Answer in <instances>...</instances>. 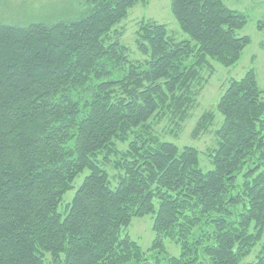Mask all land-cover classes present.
I'll use <instances>...</instances> for the list:
<instances>
[{"label":"trees","instance_id":"trees-1","mask_svg":"<svg viewBox=\"0 0 264 264\" xmlns=\"http://www.w3.org/2000/svg\"><path fill=\"white\" fill-rule=\"evenodd\" d=\"M80 1L87 8L77 19L0 24V264H155L127 232L147 214L151 249L170 238L181 249L165 264H264V90L255 69L233 78L216 105L213 169L200 166L197 147L163 141L151 124L184 118L211 61L238 64L252 42L237 35L245 14L224 0H171L189 38L141 20L144 59L135 61L115 29L148 0ZM213 119L205 113L194 133Z\"/></svg>","mask_w":264,"mask_h":264},{"label":"rangeland","instance_id":"rangeland-1","mask_svg":"<svg viewBox=\"0 0 264 264\" xmlns=\"http://www.w3.org/2000/svg\"><path fill=\"white\" fill-rule=\"evenodd\" d=\"M224 3L227 7L242 12L247 17L246 25L237 31V35H248L252 40L251 44L244 48L238 64L231 68L211 61V67L202 69L203 78L193 86V96L191 95L190 98L191 107L183 119L165 114L157 115L151 121L153 134L158 135L163 141L174 142L180 147L189 145L197 147L201 152L200 166L206 171L213 169L207 153L216 146L215 130L221 125L223 119L216 111V105L221 94L228 88L230 81L233 78L240 79L248 70L255 69L258 85L264 90V0H224ZM86 8L87 3L80 0H0V24L24 26L33 22L70 21V19L80 17ZM127 11V16L116 25L115 30L120 34L121 42L128 47L127 56L132 60L144 59L136 45V32L141 20L151 19L165 24L169 35L176 40L182 41L189 38L179 28L171 9V0L139 1ZM211 111L214 112L213 122L207 129L200 130L196 135L194 130L200 117ZM119 147L123 148L124 145L121 144ZM106 169L115 186L117 182L114 177L117 171L112 165L107 166ZM87 174L88 171H85L77 177L74 189L65 194V203L72 200L77 187ZM154 219V214L135 217L127 232L131 238L139 242L148 260L155 264H165L169 256H178L181 249L171 238L164 241L165 249H151L155 239ZM257 251L258 248L245 259V262L253 261Z\"/></svg>","mask_w":264,"mask_h":264}]
</instances>
